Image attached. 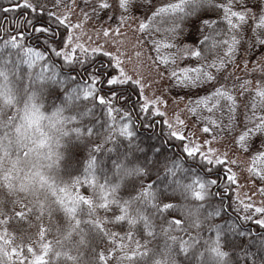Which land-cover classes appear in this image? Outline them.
<instances>
[{
	"label": "snow or ice",
	"instance_id": "snow-or-ice-1",
	"mask_svg": "<svg viewBox=\"0 0 264 264\" xmlns=\"http://www.w3.org/2000/svg\"><path fill=\"white\" fill-rule=\"evenodd\" d=\"M0 264H264V0L0 2Z\"/></svg>",
	"mask_w": 264,
	"mask_h": 264
},
{
	"label": "rangeland",
	"instance_id": "rangeland-1",
	"mask_svg": "<svg viewBox=\"0 0 264 264\" xmlns=\"http://www.w3.org/2000/svg\"><path fill=\"white\" fill-rule=\"evenodd\" d=\"M134 49H135V36L130 33V38H129V41H128V50L130 52V55H131L132 59H131V62L129 64V69L136 68V69L142 71L145 77H152L154 75V71H153L152 68L149 67L151 62L147 58L148 57L147 50L145 49L144 50V56L140 60H137L135 58ZM149 91L151 92V90H149ZM173 107H175V105L170 100L169 115H171V111H172ZM244 191H248V189H244Z\"/></svg>",
	"mask_w": 264,
	"mask_h": 264
},
{
	"label": "trees",
	"instance_id": "trees-1",
	"mask_svg": "<svg viewBox=\"0 0 264 264\" xmlns=\"http://www.w3.org/2000/svg\"><path fill=\"white\" fill-rule=\"evenodd\" d=\"M0 2H6V0H0ZM144 133H141L143 135ZM14 227H27V225L21 224V225H14Z\"/></svg>",
	"mask_w": 264,
	"mask_h": 264
}]
</instances>
